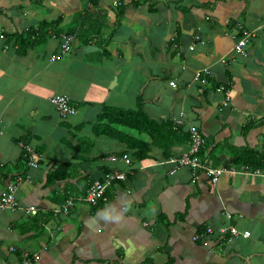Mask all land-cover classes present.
I'll return each mask as SVG.
<instances>
[{"label": "crops", "instance_id": "1", "mask_svg": "<svg viewBox=\"0 0 264 264\" xmlns=\"http://www.w3.org/2000/svg\"><path fill=\"white\" fill-rule=\"evenodd\" d=\"M91 1L0 0V192L26 177L19 208L0 211V264H22L24 254L32 264H264V178L251 174L264 168L242 175L244 165L230 163L241 152L264 159V0ZM102 21L106 43L87 44ZM238 25L254 36L245 58L233 53ZM73 30L86 36L50 61ZM56 96L68 97L76 114L61 118L50 102ZM107 107L183 124L134 161L123 139L100 134ZM190 126L203 138L201 159L236 171L215 188L204 174L193 183L187 169L167 174L163 163L187 149ZM118 130L152 144L150 135ZM24 144L41 155L36 168L27 166ZM123 155L132 174L105 203L53 215L58 201L83 195L105 172H125L108 160ZM65 164L60 173L71 176L50 182ZM30 206L34 215L25 213ZM223 226L249 238L229 241Z\"/></svg>", "mask_w": 264, "mask_h": 264}, {"label": "built area", "instance_id": "2", "mask_svg": "<svg viewBox=\"0 0 264 264\" xmlns=\"http://www.w3.org/2000/svg\"><path fill=\"white\" fill-rule=\"evenodd\" d=\"M237 29L241 32V36L239 38H234L235 42L233 45V53L238 58H245L247 56V48L249 43L253 40L254 36L252 32H248L245 30H241L242 27L238 25ZM4 37L0 35V40H3ZM75 41L74 36H61V45L57 55H54L50 58V61L55 62L61 58V56L67 55L70 53L71 44ZM7 50V49H6ZM5 49L3 52L6 51ZM195 81L200 85H205L206 80L204 77L200 76V74L195 75ZM217 91L220 93H227L223 87L217 88ZM50 102L55 107L56 111L58 112L59 116L63 119L67 117L74 116L76 114V109L74 106H71V101L66 96H56L50 99ZM229 102V97L226 96V100L224 105L226 106ZM174 126L182 125V121L180 119H174ZM189 134V146L185 152H183L178 157H171L167 159L164 163L169 165V170L167 171L168 175H174L177 171L181 169H187L190 172L192 182H196L199 178L200 174H204L208 180L210 185L215 188L217 185L218 180L222 176V174H232L235 173L234 168H216L211 166L207 160H203L199 157V153L201 148L203 147V139L196 127L190 126L188 128ZM28 155V165L30 167H36V161L41 160V157L37 155L32 148L29 146H20ZM111 162H122L126 165L127 170L124 171H117L112 170L105 173L101 179L96 180L93 182L85 191L84 195L77 196V197H69L64 204L57 206L52 210L53 215H63L67 216L70 210L75 205H88L91 207H95L100 203H105L106 199V192L111 188V185L117 181H125L128 173L131 174V161L127 155H123L121 157L112 156L108 158ZM240 173L242 175H246L249 173L245 168H242ZM252 175L263 177L264 172L261 171H253ZM24 179L22 177H16L13 182L8 183L0 192V211H15L19 208V204L16 199V192L19 187L22 185ZM37 211V208L34 206H30L26 208L25 213L27 215H34ZM229 219V214L226 215ZM222 235L228 236V240L231 241L233 239H238L240 236L246 238L249 236L248 232L240 233L237 229L233 226L222 228L219 230ZM212 231L208 229L206 234H211ZM201 236H194L192 238L193 242L199 241ZM36 261V258H29L27 254L23 256L22 264H32Z\"/></svg>", "mask_w": 264, "mask_h": 264}, {"label": "trees", "instance_id": "3", "mask_svg": "<svg viewBox=\"0 0 264 264\" xmlns=\"http://www.w3.org/2000/svg\"><path fill=\"white\" fill-rule=\"evenodd\" d=\"M93 1L94 0H92L90 2L91 6L96 5L95 1L94 2ZM99 16L100 15H98L97 17H99ZM118 17H121V15H118ZM85 23H87V16L85 17ZM116 24L119 25L118 21H116ZM42 25H46V24H42ZM47 25L50 27H57L59 25V22H57V23L55 22L53 24H47ZM103 25H104V21L100 22V24L97 25L98 30L94 31L91 29V34L93 36H91V34H89V36L86 37L85 40H87L86 41L87 44L92 40L95 42H97V40H98V43L99 42L106 43L107 40L102 39V37H101V29H102L101 27ZM40 30H42V26L40 27ZM241 30H245V29L242 28ZM245 31H247V30H245ZM75 32L76 31H74V30L73 31H67V33H65V36H74L75 37V35H76V37H78L77 38L78 40H81L82 38H84L86 36V33L84 31L80 32L78 35ZM94 34H96V36H94ZM99 121L106 123L103 126L100 134L104 135V136L111 137L112 139H116V140L123 139L125 141L126 149L131 153L130 156L132 157V159L134 161L144 160L148 156V153L150 151V146L159 145L158 142L160 140H162L164 138H169V137L180 132V131H178L179 129L177 127L172 126L169 123L168 124H158V123H155V122L149 120V118H147L145 116V114H143L139 111H137V112L133 111L132 112V111H125V110H121V109H115V108L107 107L102 112L101 116L99 117ZM118 128H123V129L134 131V132H136L137 135L138 134L139 135H142V134L150 135V138L152 140V142H151L152 144L145 143L142 141H138L137 139L131 138L127 134L123 135L121 133V131L118 130ZM129 139H131V140H129ZM24 143H25V141H24ZM23 146H25V144ZM164 151H165V149H164ZM35 152L38 153L36 150H35ZM246 153H248V152H246ZM23 155H24L23 157L25 159V162L27 163V158H28L27 156L28 155L26 154V152L24 150H23ZM200 158H202V157L200 156ZM230 163H231V166H233L235 168H240V167H242V165H244L243 167L245 169L248 168L251 170H260V169L264 168V159L260 158V156H257L256 154H252V153L243 155V153L241 152L239 154H236L231 159ZM212 164L213 165L216 164L215 160H212ZM65 165L66 166L59 165V167L57 169H55L51 173V175L48 177V180L51 182V176H52V181H55V180L61 181V180H65L66 178H69L71 175L68 172L64 175L60 173L63 170H65V168H67L69 166L67 164H65ZM246 166H250V168L246 167ZM229 168H231V167H229ZM130 170H131V168H130ZM110 171H112V170H110ZM117 171H119V170H117ZM131 174H132V170H131ZM128 175H130V173H128ZM122 183H123V181H117L111 185V188L118 185V184H122ZM67 198L63 199V201H58L57 204H59V205L64 204L65 201L67 200Z\"/></svg>", "mask_w": 264, "mask_h": 264}, {"label": "clouds", "instance_id": "4", "mask_svg": "<svg viewBox=\"0 0 264 264\" xmlns=\"http://www.w3.org/2000/svg\"><path fill=\"white\" fill-rule=\"evenodd\" d=\"M253 39H254V38H253ZM2 52H3V51H2ZM5 52H6V51H5ZM187 134H188V132H187ZM188 139H189V134H188ZM202 139H203V138H202ZM189 141H190V140H189ZM203 142H204V141H203ZM188 146H189V144H188ZM29 147H30V146H29ZM203 147H204V144H203ZM203 147L201 148V150L203 149ZM187 148H188V147H187ZM186 150H187V149H186ZM186 150H185V151H186ZM201 150H200V152H201ZM33 151L35 152V149H33ZM185 151H184V152H185ZM35 153H36V152H35ZM182 153H183V152H182ZM182 153H180L179 155H181ZM36 154L39 155V156L41 157V155H40L39 153H36ZM179 155H178V156H179ZM178 156H174V157H178ZM199 157H200V153H199ZM170 158H171V157H170ZM168 159H169V158H168ZM41 160H42V158H41ZM41 160L36 161V167L38 166V163H39ZM26 164H27V166H28L29 168H36V167H30V166L28 165V158H27V163H26ZM163 164H165V163H163ZM106 173H107V172H106ZM103 175H104V174H103ZM103 175H102V176H103ZM102 176H101V177H102ZM17 177H18V176H17ZM19 177H22V176H19ZM101 177H100L99 179H101ZM25 178H26V177H22V179H25ZM99 179H97V180H99ZM95 181H96V180H95ZM95 181H93V182H95ZM93 182H92V183H93ZM92 183H91V184H92ZM91 184H90V185H91ZM90 185H89V186H90ZM89 186H88V187H89ZM83 195H84V194H83ZM81 196H82V195H81ZM68 198H69V197H68ZM68 198H67V199H68ZM106 199H107V198H106ZM58 206H59V205H58ZM55 208H56V207H55ZM73 208H74V207H73ZM73 208H72V209H73Z\"/></svg>", "mask_w": 264, "mask_h": 264}, {"label": "bare ground", "instance_id": "5", "mask_svg": "<svg viewBox=\"0 0 264 264\" xmlns=\"http://www.w3.org/2000/svg\"><path fill=\"white\" fill-rule=\"evenodd\" d=\"M227 219H228V218H227ZM229 219H231V217H230ZM227 227H230V226H223L222 228H227ZM222 228H221V229H222ZM210 230H211V229H210ZM219 230H220V229H219ZM211 231H212V233H213V230H211ZM237 231H238V230H237ZM212 233H211V234H209V236H210V235H212ZM242 233H243V232H242ZM221 235H222V234H221ZM226 235H227V234H226ZM222 237L224 238V237H225V235H222ZM239 238H242V239H247V238H249V236H248V237H246V238H243V237H241V236H240ZM239 238H238V239H239ZM238 239H233V240H238Z\"/></svg>", "mask_w": 264, "mask_h": 264}, {"label": "water", "instance_id": "6", "mask_svg": "<svg viewBox=\"0 0 264 264\" xmlns=\"http://www.w3.org/2000/svg\"><path fill=\"white\" fill-rule=\"evenodd\" d=\"M94 51H96V49L94 47H87L84 50L85 53H90V52H94Z\"/></svg>", "mask_w": 264, "mask_h": 264}, {"label": "rangeland", "instance_id": "7", "mask_svg": "<svg viewBox=\"0 0 264 264\" xmlns=\"http://www.w3.org/2000/svg\"><path fill=\"white\" fill-rule=\"evenodd\" d=\"M4 49L6 50V48H5V47H3V48H2V50H4ZM3 53H5V52H3ZM64 56H65V55H64ZM64 56H61V58H63ZM61 58H60V59H61ZM60 59H59V60H60Z\"/></svg>", "mask_w": 264, "mask_h": 264}]
</instances>
